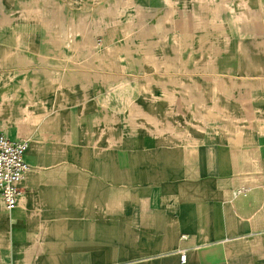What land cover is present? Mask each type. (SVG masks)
I'll return each mask as SVG.
<instances>
[{
	"label": "crops",
	"instance_id": "obj_1",
	"mask_svg": "<svg viewBox=\"0 0 264 264\" xmlns=\"http://www.w3.org/2000/svg\"><path fill=\"white\" fill-rule=\"evenodd\" d=\"M186 7L222 27L221 41L203 37L225 49L202 60L226 68L190 88L132 87L138 100L120 112L118 77H141L147 63L106 57L98 40L128 30L123 13ZM263 10L264 0H0V135L30 141L18 206L7 211L0 193V264H264Z\"/></svg>",
	"mask_w": 264,
	"mask_h": 264
},
{
	"label": "rangeland",
	"instance_id": "obj_2",
	"mask_svg": "<svg viewBox=\"0 0 264 264\" xmlns=\"http://www.w3.org/2000/svg\"><path fill=\"white\" fill-rule=\"evenodd\" d=\"M186 9H189L190 12L174 15L153 14L149 15L150 18L144 19L138 17L137 14L123 13L117 19L120 24L129 25L128 30L125 29L122 32L115 30L107 41L109 44L104 43L101 45V39L98 40L100 44L98 49H102V53L106 57L117 58L122 53V50H125L124 54L130 56L142 54L147 63V71L143 72L141 77H123L122 75L118 77L120 112L125 111L130 106V103L132 104V98H134L135 104L138 100L139 94H130L132 93L130 90L132 87L136 89L140 86H181L182 88H190L196 77L213 76L217 71L226 68V64L222 61L210 62V65L207 66L208 62L202 60L204 54L213 53L216 55L222 53L225 49L216 44L214 46L210 43L209 45L206 44L207 39L203 37L207 35L209 38H214L215 41H221L223 33H225L222 27L220 26L219 29L221 33L219 31L215 32L214 30H217V26L215 25L213 29L211 23H206L207 14L199 15L194 7H186ZM215 16L216 20H220L224 18L225 14L216 13ZM231 18L232 20L236 19L233 12ZM247 21L251 22V20ZM208 22H212L211 17ZM143 23H146V25L144 26ZM183 23L189 29H183ZM246 32L248 36L255 34V31H252L251 28ZM123 33L126 34L124 35ZM130 33H132V36L128 38ZM180 33L182 34L181 37H183L182 45L179 44ZM232 34L237 37L238 31H232ZM258 35L260 36V34ZM134 36H136L137 44L133 43ZM192 41L197 44L193 45ZM134 48H137L136 51ZM181 50L184 54H182ZM230 53L234 52L230 51ZM199 59L202 62H199ZM112 84L116 85V82L114 81ZM154 96L157 97V95Z\"/></svg>",
	"mask_w": 264,
	"mask_h": 264
},
{
	"label": "built area",
	"instance_id": "obj_3",
	"mask_svg": "<svg viewBox=\"0 0 264 264\" xmlns=\"http://www.w3.org/2000/svg\"><path fill=\"white\" fill-rule=\"evenodd\" d=\"M29 146V140L13 141L0 135V193L9 212L18 206L22 195L21 184L26 180L30 170L24 160ZM182 260H186L185 255L182 256Z\"/></svg>",
	"mask_w": 264,
	"mask_h": 264
}]
</instances>
